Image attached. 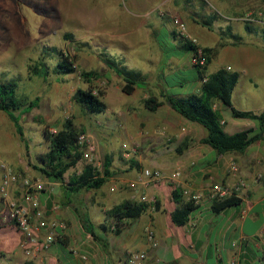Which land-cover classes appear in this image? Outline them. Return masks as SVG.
Segmentation results:
<instances>
[{"label": "crops", "instance_id": "0c3cea01", "mask_svg": "<svg viewBox=\"0 0 264 264\" xmlns=\"http://www.w3.org/2000/svg\"><path fill=\"white\" fill-rule=\"evenodd\" d=\"M236 20L244 21L242 17ZM155 22L156 28L148 31L153 37L152 47L157 55L147 59L151 65L139 71L145 80L136 85L131 94L143 90L140 106L146 112L139 116L142 108L132 103L131 108L116 113L115 118L121 114L124 117L129 115L130 121H135L136 129L139 128L138 134L133 133V139L138 141L139 136L141 145L149 152L145 158L139 159L141 165L166 174L180 171V180L160 181L146 190L127 189L124 184L132 179L119 176L115 172L117 166L112 162L114 175L99 189L101 195L107 194L105 198L90 200L86 197L81 200V205L75 206L73 203L76 198L82 197V191L72 193L63 187L59 193L56 188H51L39 195L40 214L36 221L43 220L56 226L61 224L62 227L57 229L58 236L49 250H34L31 255L22 250L20 245L24 235L8 221V207L0 197V264H130L129 256L133 252H145V264H264V142L252 144L244 153L227 154H219L208 144L202 143L208 136V130L179 115L166 101V96L187 97L200 93L202 82L199 75L198 85L184 88L180 84L183 90L176 95H169L156 85L164 84L157 70L163 61L172 70L196 68L192 64V52L181 57H166L164 54L167 50L158 39L164 24L157 20ZM214 22L220 35L214 45L202 42L192 34H188L189 39L196 40L200 48L215 50L212 61H219L218 70L239 73V82L232 95V107L241 112L261 114L264 111V96L260 94V86H264L263 29L257 26L259 24L252 23L251 32L246 29V34L238 35L230 28L231 25L225 26L231 29L229 31ZM206 26L209 33L214 29V26ZM133 32L136 31L130 32L123 40L130 42L135 34ZM169 32L174 40H178L174 36L176 33L172 30ZM225 36L230 40L223 39ZM232 36L240 39L235 41ZM142 44L144 42L139 40L138 45ZM146 85H151L152 89L148 90ZM123 86L124 81L121 90ZM150 98L159 100L162 106L150 111L145 106ZM213 108L220 114L227 134L249 129L255 133L261 132L258 120L235 118L232 108L222 101L216 100ZM262 133L264 135V128ZM234 165L238 167L236 173L232 170ZM138 175L136 173L134 179ZM240 181L245 182L246 188L238 192L235 188ZM216 184L235 190L233 196L240 199V203L215 212L211 189ZM175 188L182 190L183 204L191 202L195 195L200 196L199 200L194 201L195 210L183 226H177L172 220V213L182 206L173 199ZM19 194L16 190L14 195ZM142 196L148 200L155 199L160 208L148 203L150 207L141 217L123 221L125 228L121 234L115 235V225L107 218L106 212L125 201L140 203ZM118 201L121 203L117 204ZM149 230L155 232L153 243L148 238ZM90 232L107 242V250H103ZM47 233V228L42 229L41 238Z\"/></svg>", "mask_w": 264, "mask_h": 264}, {"label": "rangeland", "instance_id": "374dc122", "mask_svg": "<svg viewBox=\"0 0 264 264\" xmlns=\"http://www.w3.org/2000/svg\"><path fill=\"white\" fill-rule=\"evenodd\" d=\"M251 12H264V0H0V82L15 80L19 84V97L29 101L40 98L37 109L21 116L25 141L20 139L10 117L0 111L2 203L6 204L1 194L6 173L3 166L17 177V182L10 189L14 198H20L24 192L26 179L42 183L44 192L56 188L61 193L63 187L67 189L68 181L75 174H80L86 164H92L102 172L107 155L117 166L115 172L119 176L134 181L136 173L140 174L145 169L139 159L145 158L149 152L141 145L139 136L138 141L133 139V133L138 134L139 129H136L135 121H130V116L124 117L123 114L115 118V114L128 110L132 103L139 107L143 90L126 95L120 88L123 80L116 77L103 58L107 56L132 70H144L151 65L147 59L157 55L153 37L148 31L156 28V20L164 24L158 38L167 50L164 55L181 57L189 53L169 32L172 30L178 36L175 19L186 24L189 35L214 45L220 37L217 25L211 23L214 29L209 33L203 23L214 17L220 27L227 29L225 26L231 25L236 34L244 35L245 21L236 19L242 17L244 20ZM257 26L264 32L261 25ZM134 30L136 32H133L130 42L124 41ZM223 39L230 40L228 36ZM139 40L144 44L138 45ZM45 48H57L67 55L75 63L77 73L60 77L50 71L47 78L33 75L31 67L39 62ZM47 62L52 66L57 59H47ZM219 68V61L213 60L207 75ZM157 70L164 84L156 85L169 95L181 93L183 88L180 84L184 88L199 84L194 67L172 70L163 61ZM82 71H98L100 76L87 82L81 76ZM146 87L152 89L151 85ZM260 87V94L264 96V86ZM78 89L94 90L106 104V110L102 114L90 115L74 100ZM141 108L139 116L146 112ZM68 122L79 133L78 145L82 147V153L86 154L91 146L95 150L92 160L84 157L65 174L63 184L39 170L43 167L39 157L49 152L51 135H55L53 132H60ZM81 136L87 138L84 145L79 144ZM125 145L135 150L131 151L130 157L125 156ZM132 181L124 184L127 189H131ZM16 190L20 192L18 196L14 195ZM81 191L82 197L75 199V206L81 205V200L86 197L90 200L107 197V194L101 195L100 190Z\"/></svg>", "mask_w": 264, "mask_h": 264}, {"label": "trees", "instance_id": "16d2710c", "mask_svg": "<svg viewBox=\"0 0 264 264\" xmlns=\"http://www.w3.org/2000/svg\"><path fill=\"white\" fill-rule=\"evenodd\" d=\"M215 21L211 18L203 25H209ZM252 23L245 22L247 31L251 32ZM231 31V29H229ZM181 47L187 51L195 53L199 46L186 37H178ZM236 41L240 38L232 36ZM215 50L204 48L207 56V64L203 69L196 67L201 82L208 77V82L202 84L200 93L192 94L187 97L166 96V101L172 109L185 119L198 123L208 130V136L202 140V143L208 144L219 154L227 153H244L252 144L263 141L264 135V111L261 114L253 112H241L232 107V95L239 82V73L230 72L227 69H220L215 73L207 75L208 66L215 56ZM57 59V62L50 66L47 59ZM105 64L119 78L124 81L123 92L131 95L135 91L136 85L145 80L143 74L139 71L132 70L125 65L105 56L103 58ZM50 71L60 77L77 73L75 63L64 53L57 48H45L40 60L35 66L31 67V73L35 76L47 78ZM81 76L87 82L93 79H98L100 73L98 71H82ZM19 84L17 81L0 82V111L6 113L14 124L17 134L22 141H25L24 127L21 123V116L31 113L39 107L40 98L35 100H26L18 95ZM74 100L90 115L102 114L106 110V104L95 94L94 90L78 89L74 95ZM222 101L225 105L232 108V113L235 118L258 120L261 127V132L255 133L253 130H244L233 135L227 134L221 124L220 114L214 110V102ZM162 102L155 98L146 100L145 106L150 111H156L162 106ZM78 131L73 127L72 123L65 124L64 129L55 135H51V146L48 153L39 157L43 167L39 170L47 177L54 178L59 182L65 183V174L78 165L84 158L78 145ZM114 175L112 170V158L105 157L103 171L101 172L92 164H86L80 174H75L68 181L67 189L72 193H78L81 190H99L101 189ZM173 199L179 205L174 213L172 220L177 226H183L189 221L190 214L195 210L194 201L183 204V193L180 188H175L173 191ZM240 199L235 196L225 198L223 200L214 201L213 209L219 212L229 206L237 205ZM150 205L144 202L125 201L114 206L106 212V216L114 225V234L119 235L125 228V220H135L141 217ZM155 207L160 208V204L156 202ZM86 224V222H85ZM90 225V224H89ZM93 239L98 242L103 250H107V242L97 237L94 232H90Z\"/></svg>", "mask_w": 264, "mask_h": 264}, {"label": "built area", "instance_id": "2783aa9c", "mask_svg": "<svg viewBox=\"0 0 264 264\" xmlns=\"http://www.w3.org/2000/svg\"><path fill=\"white\" fill-rule=\"evenodd\" d=\"M245 22L259 24L264 28V12H251L244 19ZM174 23L177 27V33L179 37H188L186 24L180 20L175 19ZM193 41V43L197 44V41L194 39H189ZM192 64L200 69H203L207 64V56L204 52L203 48H198L195 53H192ZM208 82V77H206L203 83ZM56 134L57 132H53ZM86 136H81L79 138V144L84 145L86 143ZM125 147V156L130 157L131 151L135 150L128 148L127 145ZM89 151L84 154L85 159L92 160V153L94 152V147H89ZM129 151V152H128ZM3 169L6 171L3 182L1 185V194L6 201L8 207L7 219L8 221L17 229H19L24 238L21 242L22 250L27 254L31 255L34 250H49L56 238L58 236L57 229L62 227L60 225H49L45 221H36V217L40 214V199L39 195L42 194L45 190V186L34 180V179H26L23 182V193L20 198H14L11 195V186L17 182V177L11 173L6 166H3ZM232 170L236 173L238 171V167L234 165ZM181 178V172L176 171L172 174H166L163 171L156 168H145L138 175V177L130 183V187L135 190L139 189H148L152 185L157 184L160 181H172L178 182ZM244 188H246V184L243 181L239 182V185L235 188L236 191L240 192ZM235 190L226 187L223 184H216L211 189V199L212 201L223 200L230 196H233ZM188 194V193H186ZM200 199L199 195H195L191 198V201H197ZM141 202L149 203L152 206H155L156 200H148L146 196L141 197ZM47 228V235L42 239L40 234L41 230ZM148 238L150 242H155V232L153 230H149ZM147 259V254L145 252H133L129 256L130 264H145Z\"/></svg>", "mask_w": 264, "mask_h": 264}]
</instances>
